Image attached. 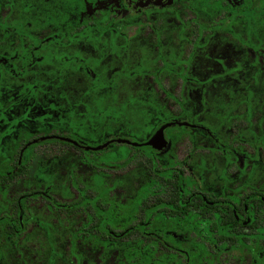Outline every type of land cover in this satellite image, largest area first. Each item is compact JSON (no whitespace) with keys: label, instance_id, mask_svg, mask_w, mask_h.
<instances>
[{"label":"flooded vegetation","instance_id":"1","mask_svg":"<svg viewBox=\"0 0 264 264\" xmlns=\"http://www.w3.org/2000/svg\"><path fill=\"white\" fill-rule=\"evenodd\" d=\"M3 130L8 243L72 238L71 222L86 228L76 236L211 237L217 264L230 252L235 264H264V0H0ZM87 156L98 164L70 173L97 208L110 206L106 188L118 198L128 184L145 188L133 222L107 219L103 232L92 207L74 205L78 192L24 188L34 160L60 161L49 172L61 175ZM171 220L179 227H162Z\"/></svg>","mask_w":264,"mask_h":264},{"label":"rangeland","instance_id":"2","mask_svg":"<svg viewBox=\"0 0 264 264\" xmlns=\"http://www.w3.org/2000/svg\"><path fill=\"white\" fill-rule=\"evenodd\" d=\"M81 131L83 133H87V129L83 128V126H81ZM3 132L5 131L3 130L2 132H0V170L4 167V165L7 164V161L10 159V155L13 150V143H9L4 139L2 140L1 135L3 134ZM119 150L120 152L117 154L112 150L105 153L107 155L101 158V160L108 162L110 159L116 160L119 157H124V154L121 153L122 149ZM110 152L111 154H108ZM29 156L30 153L28 151L25 153V156L22 160L23 163L27 162ZM87 157L88 158H86L85 160L76 159V163H72L67 169L68 173L61 175L56 174L54 170L53 173L49 172L51 167L52 169L58 167H60L61 169L62 164L60 163V161L55 164L54 162L49 163V159H43L42 162L39 160H34L29 164L28 170L30 173L28 178L25 180L26 187L24 188L29 190V186L34 189L43 187L45 190L50 191L57 198L61 197L63 199L68 197L71 198L78 192V200L74 205H77V207L82 206L84 208H86L87 206L92 207V216L96 218L94 227L95 229H99L103 232L107 230V219L108 221L112 220L114 222L113 226H115L117 222H123L124 224L133 222L136 209L138 208V205L140 204L143 196L146 193L145 188L141 189L130 184H128L127 186L125 182V186H127L125 188L126 193L120 198L115 196H105L107 189L106 188L104 191L100 192V194L102 195V201L110 204V206L107 208V210L97 208L95 198L82 194L77 187L78 183L76 181V177H72L70 173L76 166L82 168V163L84 161H90L92 164H98L94 162V159H91L92 157ZM118 166L120 165H113L111 169H117ZM86 177H89V175H86ZM91 181L94 184L103 182L102 174L93 176ZM113 181L114 180H112V182ZM118 183L119 182H117V184ZM4 190V188L1 189V191ZM20 192L22 191L18 190L19 194ZM65 201H68V199H65ZM10 202L11 197L8 195V192H2L0 199V221L6 220L4 215H8L11 210V207H9ZM22 205L24 206V208H26L27 212H30V209L27 207L25 198H23L22 200ZM41 214L42 213L37 212L36 215L34 214L32 220H34V222L39 224L40 226H44V228L46 229L47 224L38 219ZM61 217L64 221H66L65 215ZM83 217L78 218L76 217V215L73 216V218L77 221L82 220ZM24 218L25 221H27L30 216L27 217V213H25ZM160 219L163 220L162 217H160ZM90 220L92 219H87L85 222H89ZM195 223L196 222H194V224H184V227L187 226L189 230H195ZM63 224L64 226L70 227V229L73 231L71 233L73 235L72 238H36L34 233H29L27 238L20 237L18 240V245L15 243L12 248H10L11 245L0 247V264H89L88 261L90 259L95 260L94 262L100 263V261H106L108 254L110 255V253L112 254L110 255V258L113 256H117L118 250L114 252V255L111 252V250H116L114 248H124V251H126V248L130 247L127 237H120L118 239L97 238L91 235L82 236L81 234H79L78 236H81L78 237L76 236V230H84L86 228H84L83 226H77V224L73 226L71 222H69L68 225H66V223ZM32 225L38 228V226H36L35 224ZM162 227L176 229L179 226L176 220H171L168 225H163ZM165 239L168 240L170 247L166 246L165 243L163 244L164 247L160 246L162 240L158 238L153 239L152 244H148L146 250H141L140 247H142V241H137L134 250V256H130V254L127 253L125 254L124 261H129V258H133L134 262H132L135 264H168V262L170 264H184L183 262L185 261L186 263H190L193 262L196 258L205 256L206 249L204 248L202 242H200V238L171 235L169 237H165ZM5 242L8 243L4 238L0 240V244H3ZM210 242L212 245L214 244L213 240H210ZM155 245L162 248L161 251L163 252L161 254H159V251L153 250V248H155ZM10 249L13 250L12 253ZM11 254L13 255L11 256ZM234 256L235 255L232 252L225 255L223 257V264H235V261L233 259Z\"/></svg>","mask_w":264,"mask_h":264},{"label":"trees","instance_id":"3","mask_svg":"<svg viewBox=\"0 0 264 264\" xmlns=\"http://www.w3.org/2000/svg\"><path fill=\"white\" fill-rule=\"evenodd\" d=\"M15 224H16V227L19 226V222H16ZM8 225H9V221L7 219L5 221H0V231L3 232L4 230H8L7 229ZM225 225H227V224H225ZM123 237L128 238V244L130 246V247L126 248V251H124V248H114L116 250H111V252L114 255V252H116L118 250L117 256H115V257L113 256L110 258V255H112L110 253V255L108 254L106 261H100V263H97V262H94L95 260L90 259L88 261V263L89 264H126V263L127 264H135V263H133L134 262L133 258H129L130 259L129 261H124V260H125V254H127V253H129L130 256H134V250H135L136 242L142 241V243H141L142 247H140V248H141V250H146L148 244H152L153 239H158V238H154V237H150V238L136 237L134 235H129V233H127V235H125ZM118 238H120V237H118ZM1 239L2 238L0 237V240ZM159 239L162 240V242L160 243V246L164 247L163 244L165 243L166 246L170 247V244H169L168 240L165 239V237L159 238ZM18 240H19V238L16 236L11 237V243L10 244L5 242L3 244H0V247L11 245V248H12L13 245H15V243L18 245ZM199 240H200V242H202L204 248L206 249L205 256H201V258H196L193 262H190V263H188V262L186 263V261L183 263L184 264H217V252H219V248L223 249V247H219L218 241L216 239L211 238V237L210 238H200ZM210 240L214 241L213 245L211 244ZM5 241H7V240H5ZM226 241H228L227 243H229L228 246L231 247L235 240L233 238H228V239H226ZM137 248H139V247H137ZM163 249H165V248H163ZM153 250L159 251V254H161L163 252V251H161L162 248H160L156 245H155V248H153ZM136 251H138V250H136ZM11 252H12V250H11ZM12 255L13 254H11V256ZM112 261H113V263H112ZM168 264H170V263L168 262Z\"/></svg>","mask_w":264,"mask_h":264}]
</instances>
